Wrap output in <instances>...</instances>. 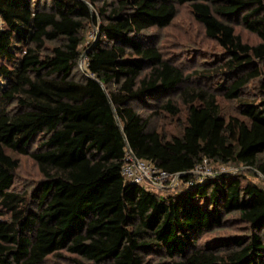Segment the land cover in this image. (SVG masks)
<instances>
[{
	"label": "trees",
	"instance_id": "16d2710c",
	"mask_svg": "<svg viewBox=\"0 0 264 264\" xmlns=\"http://www.w3.org/2000/svg\"><path fill=\"white\" fill-rule=\"evenodd\" d=\"M185 4L223 51L205 71L220 79L214 90L182 88L204 75L186 74L148 33ZM176 92L186 124L167 137L151 119L180 115ZM6 149L37 163L31 197L12 189L20 160ZM129 151L180 174V188L126 180ZM205 158L264 177V0H0V264L63 251L92 264H264V187L225 171L198 182ZM230 225L241 232L201 243Z\"/></svg>",
	"mask_w": 264,
	"mask_h": 264
},
{
	"label": "rangeland",
	"instance_id": "374dc122",
	"mask_svg": "<svg viewBox=\"0 0 264 264\" xmlns=\"http://www.w3.org/2000/svg\"><path fill=\"white\" fill-rule=\"evenodd\" d=\"M234 26L237 34H240L244 41L252 45L259 42L258 37L250 32L244 24L238 23L234 24ZM148 33L155 35L156 43L164 55L173 59L176 64L184 69L186 74L191 73L194 69H198L204 75V77L196 76L191 78L183 84L182 88L186 86L208 90H214L216 88L220 79L212 75L209 78L205 77V71L216 65L217 59L223 55V51L214 40L206 37L203 26L196 20L188 4L177 5V15L170 26L163 29L154 28ZM95 35L96 29H88L85 33V42L93 41ZM79 69L83 71L80 62ZM249 93L250 95H255L254 88H250ZM217 95L219 96V103L225 115H236V103L226 100L220 93H217ZM172 97L176 102H181L178 92L174 93ZM135 108L144 115H148L155 109L154 106L144 108L139 105H135ZM180 110L178 117H171L165 113L153 117L151 119V128L164 133L167 137L180 134L186 124L187 116L186 107L181 103ZM6 152L20 160V166L17 170L12 189L31 197L38 182L42 179V174L37 163L28 155L14 153L8 149H6ZM209 166L214 172H235L246 177L248 181L264 187V177L260 173L245 166H219L211 162ZM223 167L225 168L224 171L221 170ZM179 188L177 187L176 189ZM239 232H241V228L236 225L215 229L202 234L201 243L210 241L218 236ZM160 259V257H154L155 261ZM75 260L81 261L82 264H92L90 261H86L66 251H63L61 256H49L42 264H78Z\"/></svg>",
	"mask_w": 264,
	"mask_h": 264
},
{
	"label": "built area",
	"instance_id": "2783aa9c",
	"mask_svg": "<svg viewBox=\"0 0 264 264\" xmlns=\"http://www.w3.org/2000/svg\"><path fill=\"white\" fill-rule=\"evenodd\" d=\"M86 64V58L82 56L80 66L83 71ZM209 165L210 160L205 158L192 170L194 178L198 182H202L207 177L217 173ZM224 169L223 167L221 170L224 171ZM122 175L126 180L141 184L151 191L174 190L181 183L180 174L172 175L150 161L136 158L130 151L127 152L126 162L122 167Z\"/></svg>",
	"mask_w": 264,
	"mask_h": 264
}]
</instances>
